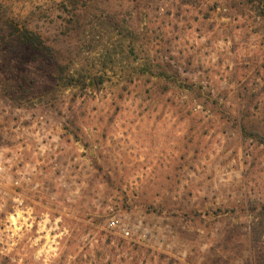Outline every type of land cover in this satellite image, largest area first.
<instances>
[{
	"label": "rangeland",
	"instance_id": "374dc122",
	"mask_svg": "<svg viewBox=\"0 0 264 264\" xmlns=\"http://www.w3.org/2000/svg\"><path fill=\"white\" fill-rule=\"evenodd\" d=\"M260 138L264 0H0V264H253Z\"/></svg>",
	"mask_w": 264,
	"mask_h": 264
},
{
	"label": "trees",
	"instance_id": "16d2710c",
	"mask_svg": "<svg viewBox=\"0 0 264 264\" xmlns=\"http://www.w3.org/2000/svg\"><path fill=\"white\" fill-rule=\"evenodd\" d=\"M17 38L16 41L18 44L23 45L30 50H34L38 54H50L54 52V50L46 45V42L42 38V36L36 32H33L27 28L22 30H17L16 32ZM260 145H264V138H260L257 140ZM264 214V211H262ZM259 222L256 224L258 229L253 228V232L251 234V254L253 264H264V216L259 218Z\"/></svg>",
	"mask_w": 264,
	"mask_h": 264
},
{
	"label": "built area",
	"instance_id": "2783aa9c",
	"mask_svg": "<svg viewBox=\"0 0 264 264\" xmlns=\"http://www.w3.org/2000/svg\"><path fill=\"white\" fill-rule=\"evenodd\" d=\"M33 128L35 129L36 128V124L33 125ZM30 129V131H26L25 134L28 136V137H34V140H35V143H36V147L35 148V154H38L41 156L42 158V161H47V162H50L49 161V158H50V152H51V149H48L46 147V144L44 142V138L45 136L42 137V133H44V131H40V128H38L37 130L35 129ZM47 140V139H46ZM29 146V145H27ZM5 171V166H4V163L3 162H0V175H2ZM19 175V173H18ZM20 178L17 179L14 183L15 185V189H14V202L17 203L15 209L16 211L14 212L15 215L17 216H20L21 214L23 213H27L25 212L24 210V206L23 205V202H21L20 198H21V192H19L21 186H20ZM23 208V209H22ZM119 224L116 223V222H112L111 223V227L113 228H118L120 229L121 226H118ZM122 231L123 233H125L126 236H129L130 233L125 229V228H122Z\"/></svg>",
	"mask_w": 264,
	"mask_h": 264
}]
</instances>
